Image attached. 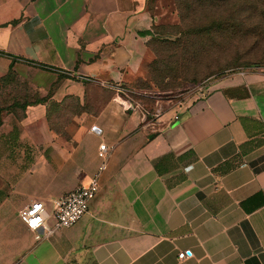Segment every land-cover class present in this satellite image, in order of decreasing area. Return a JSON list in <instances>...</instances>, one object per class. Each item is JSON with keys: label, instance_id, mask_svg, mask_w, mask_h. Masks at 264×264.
<instances>
[{"label": "crops", "instance_id": "1", "mask_svg": "<svg viewBox=\"0 0 264 264\" xmlns=\"http://www.w3.org/2000/svg\"><path fill=\"white\" fill-rule=\"evenodd\" d=\"M145 5L0 0V264H264V71L146 119L112 89L143 77ZM99 143L86 212L35 238L19 208L85 184Z\"/></svg>", "mask_w": 264, "mask_h": 264}, {"label": "rangeland", "instance_id": "2", "mask_svg": "<svg viewBox=\"0 0 264 264\" xmlns=\"http://www.w3.org/2000/svg\"><path fill=\"white\" fill-rule=\"evenodd\" d=\"M153 18L143 77L112 88L146 119L204 94L218 79L264 71V0H146Z\"/></svg>", "mask_w": 264, "mask_h": 264}, {"label": "built area", "instance_id": "3", "mask_svg": "<svg viewBox=\"0 0 264 264\" xmlns=\"http://www.w3.org/2000/svg\"><path fill=\"white\" fill-rule=\"evenodd\" d=\"M131 105L130 102L126 103V106ZM107 151L103 143L98 144L97 154L101 160L96 171L89 176L85 184H79L52 199L34 198L19 208L18 218L26 228L35 232V238L39 237V229L43 230L42 234L49 235L59 227L73 224L86 212L88 201L97 190L98 174L104 167ZM190 255L191 252L188 248L176 252L178 259Z\"/></svg>", "mask_w": 264, "mask_h": 264}, {"label": "water", "instance_id": "4", "mask_svg": "<svg viewBox=\"0 0 264 264\" xmlns=\"http://www.w3.org/2000/svg\"><path fill=\"white\" fill-rule=\"evenodd\" d=\"M91 129H93L94 131H97V128L95 126H91Z\"/></svg>", "mask_w": 264, "mask_h": 264}, {"label": "trees", "instance_id": "5", "mask_svg": "<svg viewBox=\"0 0 264 264\" xmlns=\"http://www.w3.org/2000/svg\"><path fill=\"white\" fill-rule=\"evenodd\" d=\"M152 25H154L153 23H152ZM152 28V27H151ZM154 33V32H153ZM152 37V35L150 36V38Z\"/></svg>", "mask_w": 264, "mask_h": 264}]
</instances>
